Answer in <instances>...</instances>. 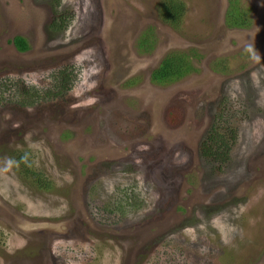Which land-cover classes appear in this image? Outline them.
Segmentation results:
<instances>
[{"label": "rangeland", "instance_id": "374dc122", "mask_svg": "<svg viewBox=\"0 0 264 264\" xmlns=\"http://www.w3.org/2000/svg\"><path fill=\"white\" fill-rule=\"evenodd\" d=\"M175 2L0 0V81L77 71L63 98L0 102V264H264V0H236L234 30L227 0ZM178 55L187 73L151 80Z\"/></svg>", "mask_w": 264, "mask_h": 264}, {"label": "trees", "instance_id": "16d2710c", "mask_svg": "<svg viewBox=\"0 0 264 264\" xmlns=\"http://www.w3.org/2000/svg\"><path fill=\"white\" fill-rule=\"evenodd\" d=\"M235 2L236 0H234V2L232 1V3L229 1L231 4L226 11L224 21L228 27H245L246 20L244 18V12L235 7ZM164 8L166 10L165 14L167 15V19L176 21V15L180 10L179 3L175 2V0H169V3L164 5ZM58 15L63 14L59 13ZM65 23L66 20L64 21L60 16L53 18L50 27L54 30H60L64 28ZM14 42L18 47L23 46V41L20 39H14ZM191 67L192 62L190 61V57H181L180 55L176 57H164V59L160 61L158 67L152 71L150 77L154 82H168L174 77L184 75ZM76 75L77 71L74 69V66L69 63L61 66L57 71L54 70L49 75L48 82H45L43 85H38L37 88L27 86L19 89L13 85L10 79H3L0 81V102H13L15 106L18 107L37 104L46 99L63 98V95L72 89ZM223 108L224 104L218 110L217 117L225 118ZM216 123L217 122H215V124L213 123L214 125L210 127L205 137L200 141V153L210 161L220 162L221 159L224 160V155L228 147L227 144L233 136L230 133L227 137L224 136L220 130L222 127ZM16 157L17 163L23 166V171L32 174L35 183H38L39 186L47 187L48 181H45L44 177L40 179L39 174L42 175V173L38 172V174L33 170L30 163L22 161L26 160L23 158L22 153H19Z\"/></svg>", "mask_w": 264, "mask_h": 264}, {"label": "flooded vegetation", "instance_id": "af4514ba", "mask_svg": "<svg viewBox=\"0 0 264 264\" xmlns=\"http://www.w3.org/2000/svg\"><path fill=\"white\" fill-rule=\"evenodd\" d=\"M228 1V5H227V7H226V9H225V11H224V15H223V20H224V16H225V14H226V11L229 9V5L232 3V1L234 2V0H227ZM229 1L231 2V3H229ZM234 5H236V2L234 3ZM237 6V5H236ZM224 25H225V27H227V28H230V29H240V28H238V27H228L227 25H226V23H225V21H224ZM233 29V30H234ZM23 37L22 36H14L13 37V39H12V45H13V49L15 50V51H17V52H22L23 50L22 49H20L17 45H16V43L14 42V39H20V40H22L23 41V44H24V40L22 39ZM190 61L192 62V59L190 58ZM193 64V63H192ZM6 210H4V209H1V212L0 213H6L5 212Z\"/></svg>", "mask_w": 264, "mask_h": 264}]
</instances>
